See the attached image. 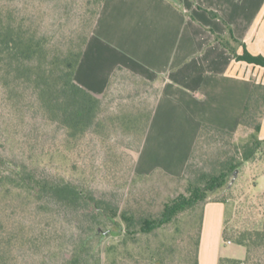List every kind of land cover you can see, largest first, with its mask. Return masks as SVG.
Returning a JSON list of instances; mask_svg holds the SVG:
<instances>
[{
  "label": "trees",
  "instance_id": "16d2710c",
  "mask_svg": "<svg viewBox=\"0 0 264 264\" xmlns=\"http://www.w3.org/2000/svg\"><path fill=\"white\" fill-rule=\"evenodd\" d=\"M103 1L86 0L79 25L63 41L57 42L38 31L23 7L13 5L10 0H0V86L4 102L11 110L40 112L44 121L60 131L59 138L41 151L34 164L0 152V264H15L11 258L13 250L38 244L46 235L44 224L34 225L40 229L34 236L33 225L16 220L15 214L25 216L35 209V215H42L52 202L73 209L86 208L91 221L90 232L62 264H83L84 257L90 254L87 242L92 237H102L98 226L104 221H114L110 232L120 238V245L106 246L109 264H128L135 248L151 259L150 264H156L155 261L171 264L175 253L182 256L183 264H198L205 204L222 202L231 208L226 195L228 184L234 171L245 164L258 166L264 174V168L260 167L264 164V138L259 137L264 113V83L253 82L238 132L202 123L181 176H172L160 169L137 175L147 178L162 174L184 182L183 190L163 201L158 210L127 205L118 211L117 206L96 197L87 186L65 177L64 171L80 167L78 161H83V154H87L85 147L95 143L104 148L103 165L107 175L123 169L122 156L111 146V134L131 137L137 155L157 93L152 83L120 67L112 74L102 97L93 95L75 81L76 68ZM209 13L218 15L213 11ZM214 38L236 59L264 67L263 55H253L244 46L241 54L236 53L235 47L241 42L229 27L226 35L215 34ZM122 83L128 88L118 89L123 100L110 112L106 100L114 87ZM148 88H152V92ZM244 131L246 135L236 141L235 136ZM204 150L210 151L209 169L196 165L197 156ZM47 162L58 164L62 173L45 174ZM259 194L264 197V189ZM250 207L255 206L251 204ZM228 211L231 213V209ZM255 213L258 219L245 227H227L228 218H225L223 239L244 246L246 254L242 259L221 257L218 264H264V208ZM159 234L162 239L152 248L140 242L141 237ZM134 262L137 264L136 260Z\"/></svg>",
  "mask_w": 264,
  "mask_h": 264
},
{
  "label": "crops",
  "instance_id": "0c3cea01",
  "mask_svg": "<svg viewBox=\"0 0 264 264\" xmlns=\"http://www.w3.org/2000/svg\"><path fill=\"white\" fill-rule=\"evenodd\" d=\"M228 27L241 42L237 54L244 46L264 56V0L103 1L74 78L97 97L117 67L156 86L137 173L182 175L202 123L239 131L253 82L264 83V67L236 59L214 38ZM225 208L222 202L204 206L198 264L230 257L222 247Z\"/></svg>",
  "mask_w": 264,
  "mask_h": 264
},
{
  "label": "rangeland",
  "instance_id": "374dc122",
  "mask_svg": "<svg viewBox=\"0 0 264 264\" xmlns=\"http://www.w3.org/2000/svg\"><path fill=\"white\" fill-rule=\"evenodd\" d=\"M85 1L10 0L13 5L23 7V11L28 13L41 34L49 36L52 41L57 42L63 41L79 25L85 8ZM126 85L122 83L114 87L111 95L107 98L105 104L110 112L118 108L119 101L122 99L119 93L123 88H128ZM148 89L152 92V88ZM134 99L136 98L134 97ZM5 103L0 86V152L10 158L16 160L23 158L34 164L41 151L49 148L51 142L59 138L60 131L44 121L40 112L11 110ZM245 135V131L240 135L237 134L235 140L238 141ZM110 143L116 153L122 156L123 169L107 175L108 172L103 165L104 148L95 143L85 147L87 154H83V161H78L80 167L74 171H64L65 177L87 186L96 197L105 199L111 205L117 206L118 211L127 205L142 210L156 211L163 201L183 190V181L171 179L162 174L147 178L137 176L142 174L135 171L136 145L131 137L114 132L111 134ZM202 152L196 158V165L209 169L212 161L210 151L204 150ZM57 165L47 162L44 173L54 174L56 171L62 173L60 166ZM260 167L264 168V164ZM258 170V166L254 164H245L237 171L233 181L234 185L232 183L228 187L229 191L226 195L230 199L231 208H225V217L228 218L227 227L250 226L252 221L259 217L255 212L263 210L264 197L259 192L263 190L264 177H259L263 174H261V168ZM252 181L255 184H252ZM251 204L255 207L251 208ZM48 207L42 215H35V209L30 214L26 213L25 216L22 213L15 214L16 220H22L24 223L33 225L34 236L40 232V229L34 225L36 223L44 224L46 235L41 238L38 244L13 250L11 254L13 263L62 264L64 260L70 257L72 250L79 246L82 238L90 232L91 221L86 214V208L82 210L73 209L55 205L53 202L49 203ZM230 209L231 213L228 211ZM116 219L120 221L119 217ZM113 223L114 221H104L98 226L99 234L102 237H92L87 242V245L90 246L88 250L90 254L84 257L83 264H109V260L105 256L106 246L110 244L120 245V238L110 232V228L114 227ZM158 239H162L160 234L159 236L149 235L141 237L140 242L146 248H152ZM222 247L227 256L240 259L245 257L246 250L242 245L228 244L224 240ZM139 251L138 248L133 250V259L127 261L128 264H135L134 260L137 261V264H150L152 262L145 253H139ZM155 262L161 264L159 261ZM171 264H183L182 256L175 253Z\"/></svg>",
  "mask_w": 264,
  "mask_h": 264
},
{
  "label": "water",
  "instance_id": "95a60500",
  "mask_svg": "<svg viewBox=\"0 0 264 264\" xmlns=\"http://www.w3.org/2000/svg\"><path fill=\"white\" fill-rule=\"evenodd\" d=\"M236 175H237V170L234 171L233 177H232L231 181L229 182L228 187L231 186V184L233 183V181H234Z\"/></svg>",
  "mask_w": 264,
  "mask_h": 264
}]
</instances>
